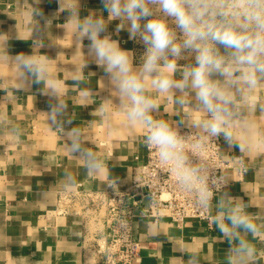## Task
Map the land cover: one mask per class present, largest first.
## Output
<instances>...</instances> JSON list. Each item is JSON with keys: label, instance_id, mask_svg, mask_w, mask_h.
Segmentation results:
<instances>
[{"label": "clouds", "instance_id": "clouds-1", "mask_svg": "<svg viewBox=\"0 0 264 264\" xmlns=\"http://www.w3.org/2000/svg\"><path fill=\"white\" fill-rule=\"evenodd\" d=\"M26 3L22 15L28 38H22L17 23L15 34L0 32V60L11 72L6 91L29 93L38 86L48 106L41 113L50 130L60 134L68 155L90 179L104 177V187L117 191L121 179L106 174L105 162L89 146V134L76 126L65 99V92L73 90L82 98L98 95L90 86L95 73H85L94 64L107 92L95 111L107 122L115 110L130 131L145 130L143 144L155 151L162 170L174 174L177 191L189 195L227 245L222 264H260L264 251L253 241L264 243V212L247 211L252 205L227 190L224 177L202 152L222 139L228 151L238 149L236 162L247 171L244 157L264 145V129L249 117V111L264 113V100L257 95L264 86V0H100L101 8L84 16L81 0H56L51 15L41 7L43 0ZM62 13L67 15L59 27L65 36L71 28L75 55L84 58L67 81L53 73L56 59L41 53L45 39L51 41L48 46L55 44L49 33ZM113 22L114 32L109 31ZM121 32L142 47L138 62L136 53L114 38ZM12 39L31 40V52L11 55ZM162 99L172 106L170 119L161 118L168 111ZM9 134L18 137L19 129L12 127ZM63 181L65 189L77 185L67 169ZM180 251L187 255L186 264H200L197 253Z\"/></svg>", "mask_w": 264, "mask_h": 264}, {"label": "crops", "instance_id": "crops-1", "mask_svg": "<svg viewBox=\"0 0 264 264\" xmlns=\"http://www.w3.org/2000/svg\"><path fill=\"white\" fill-rule=\"evenodd\" d=\"M81 3L82 16L101 8L100 0H81ZM26 7V0H0V32L15 34L17 23L26 40L28 31L22 15ZM41 7L46 15H51L58 5L56 0H43ZM66 15L62 13L53 20L49 37L55 44L48 46L51 41L45 39L46 46L41 49L42 54L56 59L52 62L53 73L61 81L69 80L72 75L69 71L82 65L84 59L79 52L75 55L71 28L65 36V30L59 27ZM115 24L109 26V31L114 32ZM114 38L121 41L122 47L134 51V41L128 39L126 32ZM9 51L11 55L21 51L30 53L31 40L12 39ZM88 72L95 73L90 77V86L98 95L82 98L73 90L65 92V99L70 112L73 111L76 126L89 134L92 141L89 146L105 162L106 174L110 172L120 178L119 188L124 189L135 179V167L146 161L143 144L146 132L140 127L130 131L124 116L115 110H110L107 122L95 111L100 105V96L107 92L99 82L102 72L94 64L85 69ZM10 74L8 64L0 60V118L3 121L0 123V264H100L88 242L96 230L102 231V224L93 220L86 223L82 214H58L57 205L59 196L65 192L106 190L104 177L90 179L83 167L68 155L60 134L50 130L41 113L48 106L38 86L34 85L29 93L6 91L10 85L5 81ZM257 95L264 100V86L257 89ZM161 103L168 109L161 118L170 119L172 106L166 99ZM249 117L264 129V113L249 111ZM12 127L19 129L18 137L9 134ZM239 156L238 149L228 151L221 139L220 158L231 164L224 173L227 190L250 203L252 207L247 210L250 213L264 212V145L258 153L244 157L247 171L243 170L240 175L235 159ZM65 169L76 178L75 188L63 187ZM144 208L140 202L132 219L133 237L141 246L134 264H186L187 255L182 257L180 250L197 253L200 264H222L227 245L219 242V233L206 222L187 218L177 223L167 216L147 217L142 215ZM149 226L159 235L153 236ZM253 243L259 251H264V243ZM260 264H264V259Z\"/></svg>", "mask_w": 264, "mask_h": 264}, {"label": "built area", "instance_id": "built-area-1", "mask_svg": "<svg viewBox=\"0 0 264 264\" xmlns=\"http://www.w3.org/2000/svg\"><path fill=\"white\" fill-rule=\"evenodd\" d=\"M145 148L146 161L135 167V179L127 188L96 192L78 189L65 192L58 198V214H82L86 223L93 220L102 224V231L96 230L88 242V247L100 264H134L139 256L141 246L133 237L132 225L140 203L135 199L137 196L149 198L150 206L142 210L144 216H167L177 223L193 218L209 225L207 219L192 205L189 195L177 191L174 174L162 170L155 151ZM220 148L221 141L211 142L202 155L224 177L231 164L220 158ZM242 171L238 165V174Z\"/></svg>", "mask_w": 264, "mask_h": 264}, {"label": "rangeland", "instance_id": "rangeland-1", "mask_svg": "<svg viewBox=\"0 0 264 264\" xmlns=\"http://www.w3.org/2000/svg\"><path fill=\"white\" fill-rule=\"evenodd\" d=\"M142 51H143L142 47L134 42V52L136 53L137 61H138L139 55L142 53Z\"/></svg>", "mask_w": 264, "mask_h": 264}, {"label": "water", "instance_id": "water-1", "mask_svg": "<svg viewBox=\"0 0 264 264\" xmlns=\"http://www.w3.org/2000/svg\"><path fill=\"white\" fill-rule=\"evenodd\" d=\"M135 199L138 200V201H140L144 206H146L149 203V198H143L142 199L139 196H137ZM137 212H138V210H137Z\"/></svg>", "mask_w": 264, "mask_h": 264}]
</instances>
